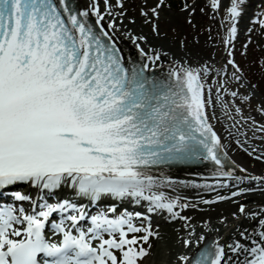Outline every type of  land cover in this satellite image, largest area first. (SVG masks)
I'll return each mask as SVG.
<instances>
[{
	"label": "snow or ice",
	"instance_id": "obj_1",
	"mask_svg": "<svg viewBox=\"0 0 264 264\" xmlns=\"http://www.w3.org/2000/svg\"><path fill=\"white\" fill-rule=\"evenodd\" d=\"M248 4L207 0L199 11L223 29L218 41L207 30L213 51L181 41L184 53L164 64L168 53L145 51L148 38L126 28L140 60L123 54L125 0H0V196L12 200L0 204V264H153V242L165 239L153 214L180 224L166 264H264V202H248L264 197V176L238 165L216 129L264 133V91L236 60ZM164 7L140 9L157 34ZM181 11L191 24L197 0ZM254 23L264 28V12ZM201 162L211 182L167 171ZM186 188L216 195L191 200ZM220 202L232 207L215 222L187 214Z\"/></svg>",
	"mask_w": 264,
	"mask_h": 264
},
{
	"label": "bare ground",
	"instance_id": "obj_2",
	"mask_svg": "<svg viewBox=\"0 0 264 264\" xmlns=\"http://www.w3.org/2000/svg\"><path fill=\"white\" fill-rule=\"evenodd\" d=\"M79 5L81 7L85 6L88 2V0H77ZM250 2V0H249ZM224 7L227 6L228 0H223L221 2ZM221 15H223V12H221ZM220 19V17H219ZM125 28L128 30V32H131L132 35H144L148 38V43L144 44L142 42V46L145 47V51H149L151 49H156L157 51H162L168 53V56L162 60L164 64H167V61L172 58H180V56L184 53V48L177 47L176 49L172 48V45L169 44L167 40H163L160 38H150L146 33L141 29L138 28L137 24L129 23L127 19L123 20V27L120 28V30L117 33L118 36V45L121 47L123 54L126 56H131L133 58H137L140 60V54L138 50L135 47V44L133 40L129 37L127 32L125 31ZM223 32V29H222ZM245 31L241 30L238 32V37L242 36ZM199 44L201 42L199 41ZM189 50H197L203 48L204 51L206 50V46L203 44L202 46L195 44V45H189L187 46ZM219 58V57H218ZM187 59V57H185ZM166 70V69H165ZM257 120H260V117H256ZM214 123H216L214 121ZM228 125L226 122L222 123H216V129L218 133L222 136L224 143L227 145L228 153L234 158L236 163L243 168L247 169L248 173H251L255 176H264V133L259 134L261 138L252 139V131L247 130V128H242L241 132L247 131V136H238L235 133V129H232L233 131V137L231 139L228 138V133L225 131V128ZM261 133V132H258ZM236 139H240L241 143L243 144V148L240 147V145L235 143ZM247 149V151H245ZM211 169L212 168H193L188 170H177V171H168V174L173 176L174 179L178 180H196L198 183H202L205 179H207L209 182H211L214 178L211 176ZM238 175H244L245 173L240 172L237 170ZM257 184L256 182H252L251 186H258L253 185ZM235 190V189H233ZM220 194L228 195L230 194L228 190L226 189H219L218 190ZM181 194L189 197L191 200H197L199 197H203L204 199H212L216 195L215 192L211 191H205L202 189H194V188H186L181 189ZM248 202L250 204H260L264 202V197L260 196L258 193L254 194L250 197H248ZM206 210L205 212L201 213L199 211L192 212L187 211L188 215H194L197 218H203L204 220H212L215 222L218 219V215L220 213H224L225 215L228 214L229 210L231 209V204L228 202H222L218 203L212 206V210L208 211L207 206L202 205ZM160 219H162V227L161 231L164 237L166 238V241L168 240L170 243L173 242L174 237L176 233L173 231V228H179L180 224L177 222L175 224H167L163 217L160 216ZM169 244V243H166ZM164 254H162L161 245L158 246L157 251L154 253L152 257L153 264H161V258Z\"/></svg>",
	"mask_w": 264,
	"mask_h": 264
},
{
	"label": "rangeland",
	"instance_id": "obj_3",
	"mask_svg": "<svg viewBox=\"0 0 264 264\" xmlns=\"http://www.w3.org/2000/svg\"><path fill=\"white\" fill-rule=\"evenodd\" d=\"M145 1V0H144ZM167 1V0H166ZM171 2H176L178 0H169ZM192 1V0H191ZM148 5L151 7L156 3V0H147ZM192 3V2H191ZM167 5H170L169 3ZM201 7H204V3L202 0H199L197 4V12L195 13L194 18L192 19V23L190 24L188 22L189 14L187 12L179 10H173V15L171 18V22H165L161 21L159 22L160 27H162L163 31L168 32L172 35H178L179 38H183L187 43H189L191 40H194V36L196 32H202L205 28L206 24L209 22H212V12H200L199 9ZM167 8V7H165ZM166 17L170 18L171 13L167 12V9H163L162 11ZM196 22V26L193 25ZM215 23V22H214ZM216 24V23H215ZM165 27V29H164ZM149 29H151V26H148ZM147 28V29H148ZM148 31L150 32V30ZM206 29V28H205ZM258 38H255V40L250 44V49L247 51L248 54L243 56V51H237L236 56L239 60L243 61V65L246 69H250L249 74H251L252 68H257V74L262 75V72L260 71L264 66H262L261 62L264 61V39H262L263 34L255 35ZM244 45V44H243ZM242 45V47H243ZM259 45V46H258ZM240 52V53H239ZM251 62L249 65L246 64V62L251 58ZM254 59L257 60V62H254ZM256 74V73H255ZM251 75L250 77L253 78L254 75ZM249 76V75H248Z\"/></svg>",
	"mask_w": 264,
	"mask_h": 264
}]
</instances>
